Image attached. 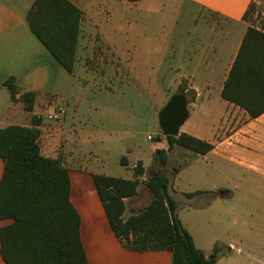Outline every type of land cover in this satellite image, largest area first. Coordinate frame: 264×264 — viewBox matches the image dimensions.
<instances>
[{
  "label": "crops",
  "instance_id": "obj_1",
  "mask_svg": "<svg viewBox=\"0 0 264 264\" xmlns=\"http://www.w3.org/2000/svg\"><path fill=\"white\" fill-rule=\"evenodd\" d=\"M35 1L0 0V128L9 125L31 126L33 115L41 118L38 127L41 129L39 142L43 153L62 159L70 169L71 199L82 216L81 234L89 264H117L121 260L119 254L123 247L111 227L99 193L98 205H102L104 210L87 209L86 214L83 213V207H86L82 199L83 182L89 177L95 185L94 173L133 179L135 164L141 159L146 169L141 180H146L164 169L154 156L157 149H163L170 153L167 166L173 159L172 155L176 157L185 155L190 158V161L179 168L176 178H171L170 194L176 202L175 195L178 193L189 200V206L195 204L196 207L228 203L236 197L239 198L241 196V193H238L239 187L243 183L224 188L218 183L217 172L223 169L222 163L258 173L261 178L258 187L264 193V113L252 118L243 107L225 99L222 95L244 36L252 24L243 19V14L251 0H185L193 10V20H189L191 22L189 25L178 23L177 34L169 39L167 44L169 52L170 47L173 46L172 42L176 40L177 52L176 54L169 52L165 56L173 57V61H170L166 67L167 71H162L161 76L157 73L151 77L152 81L154 80V88L166 94V99L156 111L159 113L160 108L162 109L168 98L177 92V88L184 81L187 88L195 90L196 98L189 103V109L191 107L192 110L181 131L213 143L214 148L206 154H199L177 145L169 150L165 134L160 127H157L156 135H152L153 139H151L153 157L149 161L141 157L131 159L129 156L134 152V148L127 144L122 146V140L118 143L113 140L112 133L116 132L115 127L100 128L106 123L105 119L112 120V116L103 115L106 113V108L117 110L122 116L138 118L131 112L122 114V98L118 97L117 105L110 100L112 97L115 98L117 86L121 87L122 78L118 76V80H113V84L101 85L97 80L100 76L82 61V57L86 58L93 52L91 39L97 32L103 34L104 41L117 46L111 38H108L101 25L105 21L109 22L121 8L122 11L123 6L138 5L143 0H70L83 11L73 73L67 71L31 30L28 13ZM254 1L258 3L257 0ZM258 8L257 5L256 11ZM256 27L264 30V27ZM128 72L132 74L130 68ZM131 74L128 81L124 82L125 89L137 88ZM9 78H14L20 88L14 100L5 85V81ZM92 87L98 91L90 92ZM24 91L37 93L31 111L27 110L20 100ZM99 92L110 98L98 99L96 93ZM130 106L133 108L132 104ZM101 109H104L103 114L95 116L94 112ZM55 112L59 113L60 118L50 119L49 114ZM95 120H98L99 124H96ZM116 144H120L123 150L119 158L120 167H114V172L100 169L101 167L96 165L97 161L105 160L103 154L110 156L109 152ZM93 145L98 148H91L90 146ZM87 154L90 157L86 161L83 158ZM91 156L94 157V161ZM122 156L127 157L128 165L121 163ZM4 166L5 162L0 157V183ZM102 166L104 168L105 165ZM185 171L187 182L183 183L179 179ZM241 182L245 183L246 179L243 178ZM197 191L202 192L192 197L187 195ZM202 198L206 200L202 201ZM152 199L153 192L141 183L137 195L125 199L127 209L124 217L127 218L145 209ZM142 206V209H138ZM176 214L195 240L189 227L193 221L190 214H183L178 206ZM250 215H254V212L245 210L233 216V225L241 226L237 243L230 242L226 251L220 250L217 264H252V261L264 264V237L258 242L257 255L253 253V248L244 242V237L250 238L253 234H257L259 238L261 234L264 235V228H256L248 224L247 218ZM100 220L108 223L110 231L107 227L102 229ZM12 221V219H0V229ZM195 243L207 255L213 250L212 247L206 251L196 240ZM128 251L136 253L140 261L144 255L169 250ZM0 264H8L1 252V235Z\"/></svg>",
  "mask_w": 264,
  "mask_h": 264
},
{
  "label": "trees",
  "instance_id": "obj_2",
  "mask_svg": "<svg viewBox=\"0 0 264 264\" xmlns=\"http://www.w3.org/2000/svg\"><path fill=\"white\" fill-rule=\"evenodd\" d=\"M137 1V0H130ZM257 3L251 0L243 14L250 21ZM83 11L70 0H36L28 13L31 30L55 58L73 73ZM16 98L20 91L14 78L5 81ZM176 93L189 103L196 98L194 89L183 81ZM222 95L243 107L252 118L264 113V30L251 24L244 36ZM37 93L24 91L20 100L33 110ZM41 118L33 115L32 125L0 128V157L5 162L0 183V219L13 221L1 227V252L8 264H89L81 234L82 216L71 199L70 169L62 159L43 153L39 139ZM169 150L175 145L206 154L214 144L180 131L165 135ZM169 152L157 149L156 161L163 170L141 180L145 166L141 159L134 167V178L94 173V183L122 246L133 251L172 252V264H217L220 246L210 254L199 248L190 231L176 214L177 203L170 194L171 179L165 168ZM128 165V159L121 157ZM174 174L178 168L174 167ZM143 183L153 199L143 210L124 217L126 198L137 195ZM202 191L187 193L192 197Z\"/></svg>",
  "mask_w": 264,
  "mask_h": 264
},
{
  "label": "rangeland",
  "instance_id": "obj_3",
  "mask_svg": "<svg viewBox=\"0 0 264 264\" xmlns=\"http://www.w3.org/2000/svg\"><path fill=\"white\" fill-rule=\"evenodd\" d=\"M257 1L259 8L250 16V22L263 28L264 0ZM121 9L109 22L105 21L101 25L105 29L108 38H111V41L117 46H112L111 42L104 41L103 34L97 32L96 36L93 34L91 39L93 52L86 58L82 57V61L101 77L97 79L101 85L108 86V84H113V80H118V76L122 78L121 87L117 86L118 91L114 95L115 98L102 95L100 92L96 93V97L103 100L110 98L111 102L113 101L115 104L119 103L118 97L122 98V114L131 112L133 115H137L138 118L122 116L117 110L109 108H106L105 114H103L104 109L94 113H96L95 116H101L102 114L112 116V120L105 119L106 123L103 126L101 125L100 128L110 127L111 129V127H115L116 132L112 133L113 140L117 143L122 140V146L126 144L133 146L134 152L129 156L131 159L141 157L149 161L153 157L151 151L153 141L148 138V135L155 136L156 128L160 127L156 109L166 99L165 93L158 88H154V80L152 81L151 77L157 73L161 76L162 71L166 70L170 61H173V57L167 56L166 58L165 56L169 52L176 54L177 41L172 42L173 46L170 47L169 52L167 48L168 41L177 34L178 23L188 25L191 23L189 20H193V10L185 0H143L138 5L123 6L122 11ZM129 68L132 74L128 72ZM130 74L132 81L137 85V88L133 90L124 87V82L128 81ZM94 91L98 90L92 87L90 92L93 93ZM119 91L121 93H118ZM187 97L189 98L190 95ZM131 104L133 108L130 106ZM190 110H192L191 107ZM95 123L99 124V121L95 120ZM122 146L120 144L113 145L109 152L110 156L103 154L105 160L97 161L96 165H99L100 169H105V171L114 172V167H120L119 158L121 151H123ZM90 147L98 148L94 145ZM172 156L173 159L167 166L166 172L170 179H175L177 174H174L173 168L183 167L187 161H190V158L185 155ZM89 157V154H87L83 159L87 161ZM92 159L94 161V157ZM102 165H105L104 168ZM222 165L224 166L223 169H219L217 172L219 185L224 188L225 186L235 187L243 183L239 187L238 193H241L239 198L236 197L235 200H230L228 203L196 207L195 204L189 206V200L181 193L175 195L180 211L182 210L183 214L189 213L193 219L189 227L195 236L196 242L206 251L218 244L221 251L224 252L228 248V243H237L241 226L233 225L232 220L238 212L253 211L254 215L247 218L248 224L256 228H264V193L258 187L259 181L261 182L258 173L236 166H229L225 163H222ZM243 178L246 179L245 183L241 182ZM179 180L183 183L187 182L186 171L182 173ZM83 185L82 199L86 203V207H83L84 215L87 209L97 210L100 208L104 210L102 205H98V192L89 177L84 180ZM205 200L206 198H202V201ZM142 208L143 206L138 209ZM100 224L102 229L107 227V230L110 231L107 222L104 223L100 220ZM263 237L262 234L259 238L257 234H253L250 238L244 237V242L253 248L255 255L258 253V242ZM119 256L121 260L117 264H140V262H143V264H171L172 262V252L169 251L147 254L139 261L136 253L121 247ZM252 264L257 263L252 261Z\"/></svg>",
  "mask_w": 264,
  "mask_h": 264
},
{
  "label": "water",
  "instance_id": "obj_4",
  "mask_svg": "<svg viewBox=\"0 0 264 264\" xmlns=\"http://www.w3.org/2000/svg\"><path fill=\"white\" fill-rule=\"evenodd\" d=\"M189 116L187 96L183 93H175L158 113L160 128L165 135L177 136Z\"/></svg>",
  "mask_w": 264,
  "mask_h": 264
},
{
  "label": "built area",
  "instance_id": "obj_5",
  "mask_svg": "<svg viewBox=\"0 0 264 264\" xmlns=\"http://www.w3.org/2000/svg\"><path fill=\"white\" fill-rule=\"evenodd\" d=\"M49 118H50V119H55V120H57V119L60 118V115H59V113L55 112V113L49 114ZM148 138H149V139H153V136H152V135H149Z\"/></svg>",
  "mask_w": 264,
  "mask_h": 264
}]
</instances>
